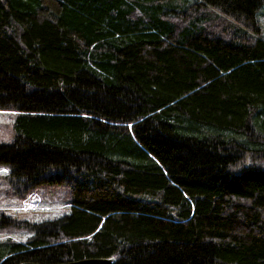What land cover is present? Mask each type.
Listing matches in <instances>:
<instances>
[{"label": "trees", "instance_id": "obj_1", "mask_svg": "<svg viewBox=\"0 0 264 264\" xmlns=\"http://www.w3.org/2000/svg\"><path fill=\"white\" fill-rule=\"evenodd\" d=\"M264 0H0V264H264Z\"/></svg>", "mask_w": 264, "mask_h": 264}, {"label": "rangeland", "instance_id": "obj_2", "mask_svg": "<svg viewBox=\"0 0 264 264\" xmlns=\"http://www.w3.org/2000/svg\"><path fill=\"white\" fill-rule=\"evenodd\" d=\"M262 23L264 25V9H262ZM14 113L0 110V122L7 124L12 121ZM7 122V123H6ZM0 127V140H10L9 128L2 124ZM7 168L0 164V209L17 218L42 220L57 217L69 210V192L62 187L36 188L25 197L13 195L8 191L5 178ZM30 233L20 227H6L0 231V240L14 238L24 240Z\"/></svg>", "mask_w": 264, "mask_h": 264}, {"label": "water", "instance_id": "obj_3", "mask_svg": "<svg viewBox=\"0 0 264 264\" xmlns=\"http://www.w3.org/2000/svg\"><path fill=\"white\" fill-rule=\"evenodd\" d=\"M115 257H85L81 259L54 263H42L36 261H24L21 264H111Z\"/></svg>", "mask_w": 264, "mask_h": 264}]
</instances>
